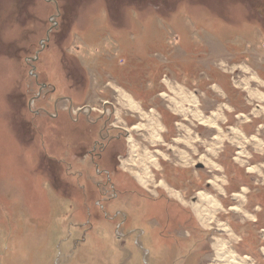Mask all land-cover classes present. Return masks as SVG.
Instances as JSON below:
<instances>
[{
  "label": "rangeland",
  "instance_id": "obj_1",
  "mask_svg": "<svg viewBox=\"0 0 264 264\" xmlns=\"http://www.w3.org/2000/svg\"><path fill=\"white\" fill-rule=\"evenodd\" d=\"M165 79L198 97L214 89L218 107L234 105L264 123V100H253L264 94V0H0V264H215V239L247 264H264V167L253 166L264 156H249L250 171L240 167L229 142L245 140L228 128L235 120L226 113L217 130L223 152L199 149L219 171L193 180L192 163L176 149L185 146L173 145L175 156L166 150L172 129L153 145L147 129L136 128L151 111L170 127L172 98L181 112L174 123L197 130ZM118 90L144 113L124 107ZM130 137L159 167L169 159L189 168L180 179L169 172L176 188H202L180 193L185 203L162 181L167 193L148 194L127 172L147 166H133ZM199 192L222 206L206 226L191 206Z\"/></svg>",
  "mask_w": 264,
  "mask_h": 264
},
{
  "label": "crops",
  "instance_id": "obj_2",
  "mask_svg": "<svg viewBox=\"0 0 264 264\" xmlns=\"http://www.w3.org/2000/svg\"><path fill=\"white\" fill-rule=\"evenodd\" d=\"M253 80L257 81L256 78H254ZM167 81H168V84L165 83V82L164 83L170 89L173 90L174 94L177 95L176 98L180 99V101H182V104L189 105V106H187V108L189 107L188 108L189 109L188 113L182 111L183 114H181V116L187 117V115L189 114L188 116H191L193 118V120L198 123V125L195 126L197 128V130H195V129L192 130V129H190L188 127V133H187L186 131H184L183 129H181L179 127V125H180L179 123H173V125H171L169 127V124L167 123L168 119L163 115V122H164L163 123L164 130L162 129L163 133L167 132L170 129H172V132H173V134H172L173 137H172V135L163 136L164 141H166L167 143L172 142L169 146L164 144L165 147H166V150L170 151L171 155L175 156L176 154H175L174 150L172 149V146L173 145H184L185 146V150H181L179 148H176V149L180 152V157H181L183 162L187 163L188 166L192 163V167L193 168H190V169L189 168H184V169L193 170V171H189L190 173H192L191 176L193 175V178H192L193 180L200 181L201 180L200 173H202V172L210 173L211 177H214L213 174H215V172L219 171L217 165L212 163L207 158H209L208 156L215 157L220 152H223V150H224V149H222V148H224L223 147L222 138H220V136L218 135L219 133H218L217 130H221L220 129L221 125H223L225 123H228V118L226 117L227 116L226 113L227 114H232L233 113L232 116H233V119L235 120L231 125L230 124L228 125V128L230 130H232L233 133H235V131H238V134L241 135L242 138L245 140L244 143H240L242 140L238 137V140L240 142H235V141L229 142L231 145L235 146V148H236V151H235V154H234V156H235L234 160L239 163L240 167L241 166H245V167L247 166L246 170L250 171L248 169L249 156L252 157V158L256 157L259 160H261L260 158H263V156H264V123H259V124L256 123L257 125L253 124L255 122L253 120L254 118H252V119L249 118L247 116L248 113L243 111V110H239V111H243V112H236L235 111L236 108H235L234 105H232V106L230 105L231 109L229 108L230 107L229 105H228L229 107L226 106L230 110H228L225 107H223V108L222 107H218V105L220 103H215V104L213 103L214 99L216 98V93L218 92V91L216 92L214 89H211L210 94H207L205 92H201V96L198 97L193 92H192L193 94L190 92V91H194V90H191V89H189V88H187V87H185L184 85H181V84L176 86L175 88H172L171 87V82L169 80H167ZM184 87L187 88L188 91H186ZM213 88H216V87H213ZM184 92H186V94ZM223 92H222V94H223ZM194 95L196 97L195 100H196L197 103H194V101H193L194 100V98H193ZM217 96H220V94L217 93ZM261 96H264V94H261V95L260 94H258V95L255 94L254 97H253L254 98L253 100L256 99L258 101H263L264 99ZM224 97H225V95L223 94L221 104L226 102ZM246 100H247V102L245 104L248 105V106L249 105L251 106V103H249L248 99H246ZM167 102H168V108H166L165 113L168 114L171 117L179 116L180 115L179 113H181L180 109L176 108V104L174 103L173 99L171 98V100H169ZM151 108H153V107H151ZM173 108H174V110H173ZM262 109L264 111V107ZM258 110H260V109H256L255 111H253L252 115L254 117L255 116L258 117L261 114V113L254 114V113H257ZM139 111H141V110H139ZM240 113H242V114H240ZM199 114L202 115V116L205 115L204 116L205 118H211L213 120L212 124L202 123L198 119ZM263 114H264V112H263ZM238 116H241L244 119H240V118H238ZM261 120L264 122V118L261 119ZM209 129L214 130L215 134L217 133L216 135L211 136L212 138L209 137V135H207L208 134L207 130H209ZM186 136H189L188 137L189 145L183 141ZM254 140L256 141L257 144L255 143ZM203 142H207V144H204ZM206 146H207V149H206ZM201 147L206 149V151H207L206 155H208V156L201 155V153L199 151V149ZM182 148H184V147H182ZM201 159H203V161H206V164L211 163L212 166L205 165L206 168H208V171L205 170L204 168H203L204 170H201V165H199L200 162H201L200 161ZM165 161L166 162H163V163L161 162V164H162L161 167H159V165H158V167H155V166L153 167V165L149 166V173L151 172V170L153 172H155V178H154V176L152 177V172H151V176H149L147 178L148 183H147L146 189L145 188L144 189H145V191L148 192V194L149 193H161V192L162 193H167L166 189L163 188V186L159 185V183L161 181L163 183H165L164 185H166L169 189H171L172 191H175L177 193H196L197 191H199L202 188V187H200V185L196 186L195 182H192V183L188 182L189 180L186 181V182L189 183V185H187L186 187L182 186L181 188L180 187L176 188V186H174V184L170 183L171 181L168 179L169 172L173 168V170H176V171L173 172L175 174V178L176 179H180L182 176L184 177V171H182L184 169L181 170L179 168H176L177 164L171 163L169 159H166ZM197 162H198V164H197ZM134 165L135 164H133V166ZM135 166H137V165H135ZM253 166L264 167V162L262 161L261 164H254ZM140 168H141L140 170L144 169L142 166ZM146 168H148V166H146ZM240 169L241 168H239V167L237 168V170H240ZM119 170H120V168H119ZM123 171L126 172V169L123 170ZM127 172L136 180L135 176L129 170H127ZM137 172H138L139 175H141V176L143 175V174H141L142 171H137ZM160 172L162 173V175H163V177L165 179H158L157 174L160 173ZM156 179L160 180V181L157 183ZM209 179L210 178H208L206 180V183H208V184L212 183V181H209ZM136 182H138V181L136 180ZM140 186H142V188H143V185H140ZM150 188L152 190H150ZM243 189H245V188L243 187L241 189V192L242 193H247V191L244 192ZM220 193H223V192L221 191Z\"/></svg>",
  "mask_w": 264,
  "mask_h": 264
},
{
  "label": "bare ground",
  "instance_id": "obj_3",
  "mask_svg": "<svg viewBox=\"0 0 264 264\" xmlns=\"http://www.w3.org/2000/svg\"><path fill=\"white\" fill-rule=\"evenodd\" d=\"M167 80L165 79V83L168 84ZM118 91H119V93H121V98L126 101V104L125 103L123 104L124 107H128L132 112L133 111H139V109H140L139 105L135 101H133L132 98L129 95H127L122 90H118ZM184 93L186 94V92H184ZM56 94H58V93H56ZM261 97H263V99H264V96H261ZM193 98H194V100H193L194 103H197L196 100H195L196 99L195 95H194ZM181 103H182V101H181ZM173 110H174V108H173ZM153 113L154 112L151 111L150 114H146L145 117L147 119V125H143L142 124V125H139V126L136 127V128H142L143 127L145 129H147V131L150 133L149 134V143L150 144H155L157 142L161 143V141H162L160 131H162L163 126L161 125V123H159V121H157L153 117L154 116ZM144 115H145V113H144ZM70 116H71V114H70ZM204 116L199 114L198 119L202 123L212 124L213 120L211 118H205ZM128 146H129V150H130V154H129L130 158L131 159L134 158L135 165H146L147 164V166H148L150 164H152V165H156L157 164L156 154H154L153 152H150L149 150H148L149 152L147 150H143V154L141 156L137 153L138 147L136 146L135 141L131 137L128 139ZM125 165H126V163H123L122 167L125 168ZM129 171L133 174V169H130ZM139 171H142L141 174H143V175L141 176V175L137 174L138 172L135 173L134 176H135L136 180L140 183V185L147 186V183H148L147 178L149 177L148 176L149 168L148 169L147 168L146 169H142V170H139ZM167 191H168V193H170V196L172 198H176L178 201H180L182 203H185V201L183 200V197L180 195V193H177V192L172 191L170 189H167ZM235 197H237L239 199H244L243 195H236ZM191 206H192V209H193L194 213L196 214V217L198 218V220L201 222L202 225H205V226H206V224H209L212 221H216L215 213H216L217 210L222 208V206L218 203V201L216 199H214L212 196H210L209 194L204 193V192H199L197 194L196 202L195 201L192 202ZM218 229L220 231L230 232V229L228 228V226L226 224H219L218 225ZM225 243L226 242L222 241L221 239H215L214 240V243H213L212 247H213V250H214V253H215V256H214L215 257V259H214L215 264H247L245 259L240 258L236 254V252L228 250V248H227L228 246Z\"/></svg>",
  "mask_w": 264,
  "mask_h": 264
},
{
  "label": "flooded vegetation",
  "instance_id": "obj_4",
  "mask_svg": "<svg viewBox=\"0 0 264 264\" xmlns=\"http://www.w3.org/2000/svg\"><path fill=\"white\" fill-rule=\"evenodd\" d=\"M106 132L107 133H109V129H106ZM117 134L118 135H116V137H114V139L113 140H115V141H117V140H119L120 138H122V136H123V133L120 131V130H118V132H117ZM97 150V151H96ZM93 160L95 161V159H97V161H95V163H97V166H100V160L102 161V145L101 144H96V148H94V150H93ZM96 152V153H95ZM118 159V156L116 155V153H115V155H114V159H113V162H114V168H115V170H116V160ZM118 167V166H117ZM119 168V167H118Z\"/></svg>",
  "mask_w": 264,
  "mask_h": 264
},
{
  "label": "trees",
  "instance_id": "obj_5",
  "mask_svg": "<svg viewBox=\"0 0 264 264\" xmlns=\"http://www.w3.org/2000/svg\"><path fill=\"white\" fill-rule=\"evenodd\" d=\"M152 107H155V106L152 105ZM176 120H177V118H175V117H171V121H172L171 125H173V123H174ZM162 122H163V118H162ZM226 147H228V146H226ZM157 177H158V179H165V178L163 177V175H162L161 172L157 174ZM196 228L198 229V226H196ZM239 254H240V255H243L244 253H239Z\"/></svg>",
  "mask_w": 264,
  "mask_h": 264
},
{
  "label": "built area",
  "instance_id": "obj_6",
  "mask_svg": "<svg viewBox=\"0 0 264 264\" xmlns=\"http://www.w3.org/2000/svg\"><path fill=\"white\" fill-rule=\"evenodd\" d=\"M141 113H144V112H142L141 111ZM141 118V117H140ZM146 132V134H149L148 132H147V130L145 131ZM150 144V143H149ZM153 145H155V144H153ZM144 148H147V147H144ZM148 149V148H147Z\"/></svg>",
  "mask_w": 264,
  "mask_h": 264
}]
</instances>
